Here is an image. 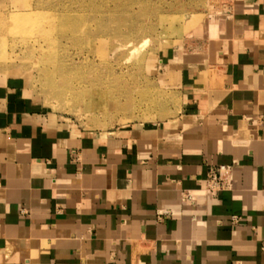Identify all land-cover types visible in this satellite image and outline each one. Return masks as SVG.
<instances>
[{"label":"crops","instance_id":"obj_1","mask_svg":"<svg viewBox=\"0 0 264 264\" xmlns=\"http://www.w3.org/2000/svg\"><path fill=\"white\" fill-rule=\"evenodd\" d=\"M219 36L208 65L160 59L176 114L105 133L0 62V264H264V0Z\"/></svg>","mask_w":264,"mask_h":264},{"label":"rangeland","instance_id":"obj_2","mask_svg":"<svg viewBox=\"0 0 264 264\" xmlns=\"http://www.w3.org/2000/svg\"><path fill=\"white\" fill-rule=\"evenodd\" d=\"M242 1L11 0L0 9V62L25 77L48 112L84 129L105 133L169 118L181 101L167 88L172 76L160 59L175 50L177 63L208 65L222 40L207 36V25L217 18L221 32Z\"/></svg>","mask_w":264,"mask_h":264},{"label":"built area","instance_id":"obj_3","mask_svg":"<svg viewBox=\"0 0 264 264\" xmlns=\"http://www.w3.org/2000/svg\"><path fill=\"white\" fill-rule=\"evenodd\" d=\"M229 167L222 166L218 169H211L208 175V178L206 180L207 188L213 192L221 191L222 189H225L230 185V183L225 179L222 178L221 172L228 171ZM232 221H237L236 217H232ZM114 262L113 259L105 261L103 263H97V264H112ZM80 264H92L88 262H81Z\"/></svg>","mask_w":264,"mask_h":264},{"label":"bare ground","instance_id":"obj_4","mask_svg":"<svg viewBox=\"0 0 264 264\" xmlns=\"http://www.w3.org/2000/svg\"><path fill=\"white\" fill-rule=\"evenodd\" d=\"M64 18V17H63ZM55 23V22H54ZM62 23V22H61ZM58 24V23H57ZM63 24V23H62ZM59 25V24H58ZM73 25V24H72ZM74 26V25H73ZM58 27V26H57ZM56 26H55V30H56V28H57ZM67 27V26H66ZM59 28V27H58ZM57 28V29H58ZM72 28H74V27H72ZM72 28L70 29V30H72ZM78 28V27H77ZM66 29V28H65ZM69 29V28H68ZM79 29V28H78ZM96 29V28H95ZM101 29V28H100ZM206 29H208V30H206L207 31V36H209V35H218L219 34V32H220V30H221V22L216 18L214 21H212V22H210L208 25H207V28ZM82 30V29H81ZM91 30V29H90ZM77 31V30H76ZM68 32V31H67ZM73 32V31H72ZM93 32V31H92ZM101 32V31H100ZM62 33V32H61ZM60 33V34H61ZM65 34L64 35H66V32H64ZM77 33V32H76ZM80 33V32H79ZM82 33V32H81ZM87 33V32H86ZM91 32H89V34H90ZM94 33V32H93ZM115 33H117V32H115ZM119 33H121V31L119 32V30H118V34ZM202 33V32H201ZM55 34H56V32H55ZM57 34H59V33H57ZM75 34V33H74ZM78 34V33H77ZM76 34V35H77ZM83 34V33H82ZM88 34V35H89ZM122 34V33H121ZM81 35V34H80ZM127 35V34H126ZM61 36V35H60ZM62 36H63V34H62ZM75 36V35H74ZM84 36V35H83ZM86 36V35H85ZM121 36V35H120ZM64 37V36H63ZM71 37V36H70ZM76 37H78V36H76ZM75 37V38H76ZM88 37V36H87ZM93 37H95V35L93 36ZM125 37V36H124ZM73 38V37H72ZM74 38V39H75ZM96 38V37H95ZM127 38V37H126ZM61 39V38H60ZM120 39V38H119ZM124 39V38H123ZM125 40V39H124ZM131 40V39H130ZM61 41V40H60ZM119 41V40H118ZM120 41H121V39H120ZM127 41H129V38H128V40ZM58 42V41H57ZM123 42V41H122ZM124 42H126V41H124ZM136 42H138V41H136ZM143 42V41H142ZM60 43V42H59ZM131 43V42H130ZM139 43V42H138ZM144 43L145 42H143L141 45H140V47L141 46H143L144 45ZM58 44V43H57ZM64 44V43H63ZM89 44V43H88ZM118 44H120V43H118ZM129 44V43H128ZM128 44H126V45H128ZM59 45V44H58ZM95 45V44H94ZM138 45V46H139ZM68 46V45H67ZM88 46V45H87ZM118 46V45H117ZM122 46H124V45H122ZM81 47H83V46H81ZM126 47V46H125ZM86 48V47H85ZM124 48V47H123ZM131 48V47H130ZM130 48H127V49H130ZM133 48H134V46H133ZM138 47L136 46V48L135 49H137ZM61 49V48H60ZM91 49V48H90ZM114 49V48H113ZM122 49V48H121ZM139 49V48H138ZM59 50V49H58ZM65 50V49H64ZM87 50V49H86ZM116 50H119V49H116ZM134 50V49H133ZM80 51V50H79ZM82 51V50H81ZM132 52V51H131ZM66 53H67V51H66ZM89 53H90V50H89ZM133 53H134V51H133ZM81 54H82V52H81ZM80 54V55H81ZM132 54V53H131ZM79 55V56H80ZM88 56V55H87ZM57 57V56H56ZM85 58V56L83 57V59ZM87 58V57H86ZM88 60V59H87ZM50 61V60H49ZM48 61V62H49ZM71 61V60H70ZM69 61V62H70ZM73 62V61H72ZM82 62V61H81ZM50 63V62H49ZM85 63V62H84ZM82 64V63H81ZM59 67V66H58ZM80 67V66H79ZM95 72V71H94ZM58 73V72H57ZM83 73V72H82ZM91 73V72H90ZM102 73V72H101ZM98 74V73H97ZM120 75V74H119ZM66 76V75H65ZM103 76V75H102ZM121 76V75H120ZM84 78V77H83ZM96 78V77H95ZM117 79L118 78H120V77H116ZM80 79V78H79ZM94 79V78H93ZM84 81V80H83ZM85 82V81H84ZM88 82V81H87ZM92 82V81H91ZM101 83V82H100ZM88 84H91V83H88ZM99 84V83H98ZM102 85V84H101ZM100 85V86H101ZM77 86V85H76ZM92 86V85H91ZM68 90V89H67ZM74 91V90H73ZM76 91V90H75ZM66 92V91H65ZM65 92H63V93H65ZM68 92V91H67ZM70 93H72L71 91H69ZM79 92H81V91H79ZM77 93V92H76ZM78 94V93H77ZM78 98V97H77ZM80 98V97H79ZM110 98V97H109ZM110 102V101H109ZM110 105H111V102L109 103ZM108 104V105H109ZM110 105H109V107H110ZM104 112V111H103ZM106 112V111H105ZM92 113V112H91Z\"/></svg>","mask_w":264,"mask_h":264}]
</instances>
